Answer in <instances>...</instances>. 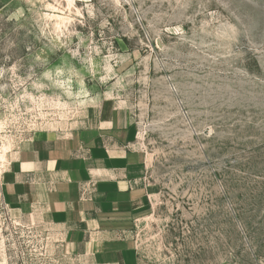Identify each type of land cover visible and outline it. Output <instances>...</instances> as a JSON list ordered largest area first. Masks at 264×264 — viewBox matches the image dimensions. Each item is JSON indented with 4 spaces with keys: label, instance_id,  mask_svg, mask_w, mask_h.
Listing matches in <instances>:
<instances>
[{
    "label": "rangeland",
    "instance_id": "1",
    "mask_svg": "<svg viewBox=\"0 0 264 264\" xmlns=\"http://www.w3.org/2000/svg\"><path fill=\"white\" fill-rule=\"evenodd\" d=\"M112 105L156 192L138 264H264V0H0V177ZM0 264L95 263L0 193Z\"/></svg>",
    "mask_w": 264,
    "mask_h": 264
},
{
    "label": "crops",
    "instance_id": "2",
    "mask_svg": "<svg viewBox=\"0 0 264 264\" xmlns=\"http://www.w3.org/2000/svg\"><path fill=\"white\" fill-rule=\"evenodd\" d=\"M148 167L136 124L122 108L104 106L75 130L18 146L0 193L10 212L53 227L70 254L95 264H138L130 234L156 195Z\"/></svg>",
    "mask_w": 264,
    "mask_h": 264
},
{
    "label": "bare ground",
    "instance_id": "3",
    "mask_svg": "<svg viewBox=\"0 0 264 264\" xmlns=\"http://www.w3.org/2000/svg\"><path fill=\"white\" fill-rule=\"evenodd\" d=\"M1 158L3 159V157L1 156Z\"/></svg>",
    "mask_w": 264,
    "mask_h": 264
}]
</instances>
